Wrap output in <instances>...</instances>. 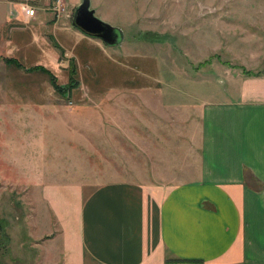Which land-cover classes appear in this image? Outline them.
I'll list each match as a JSON object with an SVG mask.
<instances>
[{"label":"rangeland","instance_id":"rangeland-1","mask_svg":"<svg viewBox=\"0 0 264 264\" xmlns=\"http://www.w3.org/2000/svg\"><path fill=\"white\" fill-rule=\"evenodd\" d=\"M59 1L70 19L79 0ZM89 2L124 36L114 45L98 38L101 51L86 64L72 49L58 51L66 69L74 63L71 80L58 74L64 95L31 66L6 64L0 40V264H56L45 255L58 235L43 184L77 181L89 190L110 179L145 181L152 159L176 169L174 148L190 141L199 102L232 93L230 76L264 74V0ZM147 127L159 136L149 150V140L131 136Z\"/></svg>","mask_w":264,"mask_h":264},{"label":"crops","instance_id":"crops-1","mask_svg":"<svg viewBox=\"0 0 264 264\" xmlns=\"http://www.w3.org/2000/svg\"><path fill=\"white\" fill-rule=\"evenodd\" d=\"M0 1L3 61L35 66L30 69L50 84L53 76L60 86H52L55 91L63 88L58 74L68 81L74 75V63L66 69L58 51L72 49L82 64L100 53L98 38L75 28L66 10L55 14L53 0H24L43 4L27 18L8 12L16 0ZM147 80L136 83L149 87ZM229 83L234 90L226 98L199 102L194 132L183 137L190 141L174 148L176 169L152 159L145 181L110 179L89 190L77 181L43 184L40 198L58 235L45 244V255L56 264H264V74L230 76ZM141 110L132 111L141 117ZM131 136L149 140L148 150L159 139L150 127L145 135L132 129ZM171 178L184 180H164Z\"/></svg>","mask_w":264,"mask_h":264},{"label":"water","instance_id":"water-1","mask_svg":"<svg viewBox=\"0 0 264 264\" xmlns=\"http://www.w3.org/2000/svg\"><path fill=\"white\" fill-rule=\"evenodd\" d=\"M72 25L82 33L99 38L104 44L119 43L124 36L123 29L100 18L94 13L89 0H79L72 12Z\"/></svg>","mask_w":264,"mask_h":264},{"label":"built area","instance_id":"built-area-1","mask_svg":"<svg viewBox=\"0 0 264 264\" xmlns=\"http://www.w3.org/2000/svg\"><path fill=\"white\" fill-rule=\"evenodd\" d=\"M15 3L16 5L14 4V2L10 3V7L8 9L9 13L13 14L21 11L24 18L30 17L34 14V7L28 2L24 0H16ZM52 8L54 9L55 14H57L62 9L60 1L55 0Z\"/></svg>","mask_w":264,"mask_h":264},{"label":"trees","instance_id":"trees-1","mask_svg":"<svg viewBox=\"0 0 264 264\" xmlns=\"http://www.w3.org/2000/svg\"><path fill=\"white\" fill-rule=\"evenodd\" d=\"M11 59V58H10ZM14 60V59H12ZM15 61V60H14ZM35 67V66H32ZM51 84L56 90H60V86L58 83L54 80L53 76H50ZM62 89V88H61ZM4 219L0 218V223H4ZM4 224H2V229H0V247L5 244V240L7 239V236L3 233L4 232ZM165 261L167 262H174V263H180V262H194L197 261L196 259H188V258H165Z\"/></svg>","mask_w":264,"mask_h":264}]
</instances>
